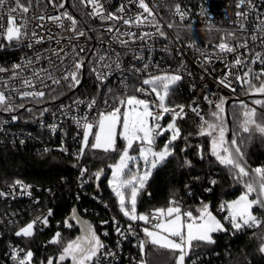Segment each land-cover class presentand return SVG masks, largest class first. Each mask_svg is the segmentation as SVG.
I'll return each instance as SVG.
<instances>
[{
	"label": "snow or ice",
	"instance_id": "6c2138e0",
	"mask_svg": "<svg viewBox=\"0 0 264 264\" xmlns=\"http://www.w3.org/2000/svg\"><path fill=\"white\" fill-rule=\"evenodd\" d=\"M136 3L142 11L125 18L122 15L125 12L124 6H121L115 13H106L101 0H80V4L91 7L92 11L89 15L93 18L98 17L101 21H119L129 28H141L142 26L155 28V33L141 32L137 35V33L130 31L121 33L118 28L109 26L107 31L114 33L112 36L113 42H118L125 47L129 41L121 37L143 41L154 34L161 37L166 35L146 0H136ZM48 4H51L57 10L65 7L64 0H61L59 4L55 0H48ZM32 7V0H27V3H24L23 0H0V39L5 40L9 45L12 43L20 44L25 39H29L30 42L27 46L30 48L33 43H42L45 39L44 36L39 35L35 28L29 31V26L33 20L38 21L36 28H44L45 25L42 22L47 20L56 27L72 33V36L67 38L70 50L66 47L53 48L46 55L38 53L34 59H28L23 64L12 66L13 79L21 77L22 72L31 70V76L21 79L22 87L30 90H14L21 99H42L46 95L44 89L55 91L52 86L60 85L62 82H66L68 87L79 86L86 65V58L81 53H85L87 49L71 43L74 39L79 40L80 37L86 36L85 31L77 29L78 20L67 11L58 12L56 15L40 14L37 16L33 13L29 16ZM236 7L237 9L242 7L248 9V11L236 12L239 29L244 33L248 28L246 22L249 15L251 12L256 11V7L253 0H238ZM175 13L181 19L184 18L185 13L181 11L179 5L175 6ZM208 14L211 15L210 12ZM65 21L69 22L67 26ZM172 26L171 24L168 25L169 28ZM229 38L240 42L233 45L228 42ZM250 38L253 42L259 39L264 44V15L256 16L255 29ZM48 39L51 40L53 37L50 35ZM57 44H60L59 40H57ZM248 47V39L237 37L235 32H229L227 37L222 38L217 45L220 53H234L237 48L246 49ZM94 56L95 59L91 61L93 67L90 71L101 82L108 78L113 69L122 70L121 54L119 52L113 50L101 54L97 50ZM41 59L47 60L48 67H35ZM133 59L141 60L143 57L135 55ZM257 60L264 63V57L260 53L254 54L251 63L254 64ZM244 63L245 61L241 56H236L233 67L241 66ZM147 69L148 64H144L143 69L133 68V71L139 73ZM5 71H8V69L0 67V73ZM228 74L232 75L231 71ZM262 76H264V71L260 74H254L249 68L243 75H236L235 79L242 85L247 86V92L264 95V81L259 86L253 82L254 80L259 81ZM182 79L183 77L179 73L162 72L149 75L142 80V86L133 89L132 94H128V86L125 84V91L119 95H113L111 104L108 100H105L104 110L98 111L95 117L90 119L87 114L82 117H73L76 125L82 129L81 147L77 153V159L82 157L85 150L89 148L94 151H102L105 154L117 152V162L108 165L111 169L108 184L117 199L119 211L131 222L141 221L145 225H150L142 228L145 239L140 240L138 244L141 255L138 264H149L145 258L146 247L149 244L154 249L170 253L169 259L172 264H186V259L190 257L194 243L214 244L216 241L213 239V234L228 231L225 224L210 210L211 205L203 201H201L200 207L196 209L195 214L190 209L182 208L174 198L169 201L166 208H157L150 213H138L137 211L139 197L153 171L174 155L172 145L180 137L177 120L183 119L186 114L184 113V105L170 106L168 98L173 87ZM220 83L225 87H231V83L227 81L226 77L221 79ZM37 85H39V88ZM109 92L111 93L112 90L109 89ZM136 93L153 96L154 99L140 98ZM76 103L84 102L78 101ZM209 103L213 102L209 101ZM253 103L264 108V100H255ZM96 104V99L93 98L87 103V109L91 111L96 107ZM225 104V98L221 97L219 102L215 103L216 110L210 114V120L200 115L198 107L192 108V111L200 117L201 123L199 124L198 135L210 138V155L215 158L219 165L228 169L233 180L244 189L238 198L225 201L220 205L221 210L227 213L224 216V221L231 226L234 232H238L244 228H258L264 223V219L258 218L254 214V209H264V165L252 168L247 164L245 153L241 148L243 141L240 139V134L233 131L232 138H228L229 129L224 117ZM16 107L12 96L0 91V109L10 112L16 110ZM19 107L22 108L23 104H20ZM239 107L241 108L240 132L249 135L255 132L264 136V112L258 114L257 108L249 107L242 101ZM28 110L31 111V109ZM166 114H171V120L166 126H163L160 121L164 119ZM13 119L15 120L16 117H13ZM51 127L55 131L56 125ZM165 133L170 135L163 147L157 150V140ZM118 138L124 141L122 150L117 148ZM134 146L137 155L130 154L134 150ZM61 151H67V149L61 148ZM199 154L203 159L202 149ZM141 161L143 162L142 165L140 164ZM184 164L191 166V162L188 160H185ZM86 171L87 169H82L81 177ZM102 172L103 170H99L94 173L97 180ZM210 183L214 186L217 181L212 180ZM16 184L24 191L29 188L20 181H16ZM205 191L211 192V188L205 189ZM253 193H256V196L251 198ZM2 195L4 193L0 192V196ZM51 215V210H49L47 216L38 217L37 220L27 223L16 231L15 235L24 238L33 237L36 224L40 222L47 226L48 216ZM71 219L76 220V223L81 225L82 234L63 243L57 258L58 264H64L65 261H70V264H99L102 254L104 256L113 255L111 252L102 253L105 248L104 243L90 223L80 220L75 213V209ZM65 225L69 228L72 227L67 221ZM127 230L129 232L134 231L131 223L128 225ZM116 231L120 235L124 234L119 227ZM104 234L107 235L106 232ZM49 243L61 244V234L59 232L54 234ZM260 251L264 253V244L261 245ZM21 252H24V250L13 248L12 259L15 264H31L33 252L28 250L22 256ZM47 264H54L53 258H48ZM192 264H195V261Z\"/></svg>",
	"mask_w": 264,
	"mask_h": 264
},
{
	"label": "built area",
	"instance_id": "2783aa9c",
	"mask_svg": "<svg viewBox=\"0 0 264 264\" xmlns=\"http://www.w3.org/2000/svg\"><path fill=\"white\" fill-rule=\"evenodd\" d=\"M23 2L27 3V0H23ZM55 2L59 4L61 0H55ZM66 2L68 4V0H64V8L57 10L51 4H48V0H39V2L32 0V11L28 15L31 16L33 13L37 16L40 14L56 15L58 12L67 11L78 20L77 29L85 31L86 36L80 37L79 40L74 39L71 43L87 49L85 53H81L86 58L81 83L79 86L68 87L66 82H62L60 85L52 86L55 91L44 89L46 95L42 99H21L14 90H30L22 87L21 79L31 76V70L22 72L21 77L13 79L12 66L23 64L28 59H34L38 53L46 55L53 48L66 47L70 50L67 38L72 36V33L56 27L47 20L42 22L45 25L44 28H36L38 21L33 20L29 26V31L35 28L39 35L44 36L45 39L42 43H33L30 48L27 46L30 42L29 39H25L20 44L12 43L11 45L0 39V67L8 69V71L0 73V91H4L6 95H11L14 105L17 106L16 110L10 112L0 109V144H9L21 148L25 146L32 147L40 151L67 149V151L62 152L69 153L73 159L72 165L75 169L73 178L77 187L83 186L88 180V176L85 172L81 177V171L84 168L81 166L82 157L77 159V153L81 147L82 129L76 125L73 117H82L85 114L90 119L95 117L98 111L104 110L105 100H108L111 104L113 95H119L125 91V84L128 86L127 92H129L132 87L142 86V80L149 75L162 72L179 73L186 82L189 95L187 101L179 105L185 106V116L198 127L201 123L200 117L192 111V108L198 107L200 115L206 119V112L214 108L215 103L219 102L221 97L225 99L227 97L242 98L243 103L256 106L237 91L247 86L237 81L235 76L243 75L249 68L254 74H260L264 71V63L261 61L257 60L256 63H251L255 53H260L264 57V44L259 39L253 42L250 38L255 29L256 16L264 15V0H253L256 11L250 13L246 22L248 28L244 33L239 29L236 12L248 11V9L247 7L237 9L238 0H146L166 35L161 37L154 34L143 41L121 37L129 41L126 47L118 42H113L112 36L114 33L107 31L109 26L118 28L121 33L130 31L137 33V35L141 32L155 33V28L151 26L129 28L119 21H101L98 17H91L89 15L92 11L91 7L80 4V0H77L80 14L76 16L71 12L69 4L68 8L66 7ZM101 3L104 5L106 13H115L121 6H124L125 12L122 15L125 18L142 11L139 9L136 0H101ZM176 5H179L181 11L185 13L183 19L175 13ZM209 12L211 13L210 16ZM68 23V21H65L66 26ZM169 24L173 26L169 28ZM229 32H235L237 37L247 38L249 47L246 49L237 48L234 53H220L217 45L222 38L227 37ZM50 35L53 37L51 40L48 39ZM57 40L60 41L59 45ZM228 42L235 45L240 41L229 38ZM97 50L101 54L113 50L121 54L122 70L113 69L112 73L103 82L98 80L90 71L93 67L91 61L95 59L94 53ZM135 55H140L143 59L135 60L133 59ZM236 56H241L245 63L233 67ZM144 64H148L146 71L139 73L133 71V68L143 69ZM41 66L48 67L46 59H41L39 64L35 65L37 68ZM229 71L232 75L228 74ZM225 77L231 83V87H225L220 83L221 79ZM48 83L50 84V81ZM37 87L39 88V85ZM109 89L112 90L111 93ZM136 94L140 98L154 99L153 96ZM93 98L96 99L97 104L89 111L86 105ZM78 101L84 103L77 104ZM209 101L213 103L210 104ZM37 102L40 104H36ZM20 104H23L22 108L19 107ZM39 108L41 110L35 114H31V111L28 110ZM13 117H16V119L14 120ZM170 120L171 114H166L160 123L166 126ZM180 120H177V125ZM52 125H56L55 131H53ZM189 144L192 148L204 146V142L200 140ZM24 185L29 186L27 191L22 190L16 183L6 188H0V192L4 193L0 196V204L5 203V205L10 206L11 202L18 201L19 203L28 200L36 204L39 201V197L36 196L37 192L33 190V186ZM107 186L111 191L108 181ZM221 204L217 205L216 210L226 216V211H222L220 208ZM25 206H17L14 210H10L7 215L0 216V231L6 230L7 227L10 229L3 241V248L0 252L2 264H15L12 259L13 248L23 249L24 252L28 251L16 241L15 233L21 227L37 220L38 217L47 216L48 211L51 210L52 215L48 216V225L45 226L38 222L35 230L44 231L50 227L53 218V210L50 205L35 207L28 210L27 213L25 211L29 208L28 203ZM157 208L144 213H150ZM24 216H27V218L23 222L18 221L19 217ZM130 223L134 229L133 232L127 230ZM12 225L13 227L10 228ZM112 226V233L107 229H103L102 233L106 232L107 235L104 234L106 238L101 240L105 245L102 253L111 252L113 255L104 256L102 254L99 264H138L141 259L138 244L140 240L144 239L142 228L150 225H145L141 221L115 220ZM117 227L121 229L123 235L117 233ZM0 236H2L1 233ZM24 252L20 253L21 256ZM67 262L70 264V261Z\"/></svg>",
	"mask_w": 264,
	"mask_h": 264
},
{
	"label": "trees",
	"instance_id": "16d2710c",
	"mask_svg": "<svg viewBox=\"0 0 264 264\" xmlns=\"http://www.w3.org/2000/svg\"><path fill=\"white\" fill-rule=\"evenodd\" d=\"M68 4L71 12L78 16L80 9L77 0H68ZM261 79L254 83L259 86ZM133 89L132 87L128 94H132ZM237 91L242 96L249 94L247 87ZM188 97L186 82L182 79L173 87L168 103L170 105L183 104ZM215 110V107L209 109L206 112V119L210 120V114ZM257 112L259 114L264 111L258 110ZM230 114L233 131L240 134V139L243 141L241 148L245 153L246 162L252 168L264 165V136L255 132L251 135L240 132L241 108L239 104H230ZM257 118L259 119V116ZM177 126L180 129V137L173 142L174 155L153 171L139 197L138 213H144L157 207H167L173 198L183 208L192 210L194 214L200 207L201 201L209 203L210 210L220 217L228 231L213 234V239L216 241L214 244L194 243L186 264H192L193 261L195 264H264V253L260 251L261 245L264 244V223L258 228H244L234 232L224 221L223 213L216 210L219 203L236 198L244 191L243 187L233 180L228 169L219 165L210 155V140L207 136L198 135V126L186 116ZM168 134L165 133L158 138L157 148L166 141ZM199 140L204 142L203 147L192 148L190 146V142L195 143ZM121 145L122 140L118 138L117 148L120 149ZM201 149L203 159L199 154ZM117 156V152L105 154L102 151L86 149L82 156L81 166L87 169L88 180L83 186L77 187L73 178L75 172L72 165L73 159L69 153L0 144V188H6L20 181L33 186V190L37 192L36 196L39 197L36 204H33L31 200L11 202L10 206L5 203L0 204V216L7 215L17 206H27V203L29 208L25 211L26 213L35 207L46 205H50L53 210L49 228L44 231L35 230L31 238L15 236L16 241L24 249L33 252L32 264H47L48 258H53L54 264H58L57 258L63 243L75 239L79 234V226L74 219H71L74 209L80 219L94 227L100 239L106 238L102 233L103 229L112 233L115 220L128 221L120 213L117 199L107 186L110 170L108 165ZM185 160L190 161L191 166L185 165ZM100 169H103L104 174L97 186L94 173ZM212 180L217 181L214 186L210 183ZM204 188H211V192L205 191ZM254 211L259 218L264 219V212L261 209L256 208ZM25 218L27 216L19 217L18 221L23 222ZM66 221L72 227H66ZM5 229L0 231L2 235L0 236V252L3 248V241L10 230L8 227ZM57 232L61 234L62 243H49ZM0 264H2L1 259ZM64 264L68 262L65 261Z\"/></svg>",
	"mask_w": 264,
	"mask_h": 264
},
{
	"label": "water",
	"instance_id": "95a60500",
	"mask_svg": "<svg viewBox=\"0 0 264 264\" xmlns=\"http://www.w3.org/2000/svg\"><path fill=\"white\" fill-rule=\"evenodd\" d=\"M66 7L68 8L67 2H66ZM244 98L247 99V100H249V101L254 102L255 100H264V95H262V94L249 93ZM225 100H226V104H225V114H224V117H225V120H226V123H227V127L229 129V131L227 133V136H228L229 139H231L232 138V134H233V128H232V123H231L230 104L231 103L240 104L241 101L243 102V99L242 98H238V97H227ZM256 106H258V105H256ZM100 170H103V169H100ZM103 174L104 173L102 172V175L99 177L98 180L95 178V182H96V185L97 186H98L99 182L103 179ZM255 196H256V193H253V198ZM261 210H262V212H264V209H261ZM75 213H76V211H75ZM72 215H73V212L71 213V216ZM76 215H77V213H76ZM80 220L84 221L83 219H80ZM75 222H76V220H75ZM77 225L79 226V234H78V236H79V235L82 234L81 233V225H79V224H77ZM144 239H145V237H144ZM148 247H149V245H147L146 248H148Z\"/></svg>",
	"mask_w": 264,
	"mask_h": 264
},
{
	"label": "rangeland",
	"instance_id": "374dc122",
	"mask_svg": "<svg viewBox=\"0 0 264 264\" xmlns=\"http://www.w3.org/2000/svg\"><path fill=\"white\" fill-rule=\"evenodd\" d=\"M262 81H264V78H262L261 79V82ZM36 104H40L39 102H37ZM248 104V103H247ZM248 106L249 107H255V108H257V111L258 110H260V111H264V108H261L260 106H253V105H251V104H248ZM41 110V108H39V109H33V110H31V114H35V113H38V111H40ZM169 135L170 134H168V136H167V139H168V137H169ZM166 139V140H167ZM208 139L210 140V138L208 137ZM166 142V141H165ZM164 142V143H165ZM164 143H161L160 144V146L157 148V150L158 149H160V148H162L163 147V145H164ZM123 147H124V141L122 140V145L120 146V150H122L123 149ZM130 154H132V155H137L138 153L135 151V146H134V150L130 153ZM117 160H118V156L112 161V162H110L109 163V165L110 164H113V163H115V162H117ZM140 164L142 165L143 164V162L141 161L140 162ZM111 177V169L109 170V177L108 178H110ZM242 193V192H241ZM240 193V194H241ZM239 194V195H240ZM238 195V196H239ZM238 196L236 197V198H238ZM236 198H234V199H236ZM234 199H232V200H234ZM231 201V200H230ZM213 214L214 215H216L217 216V218L218 219H220V217L217 215V214H215L214 212H213ZM254 214L258 217V215L255 213V211H254ZM259 218V217H258ZM221 220V219H220ZM223 223V222H222ZM26 225V224H25ZM24 225V226H25ZM169 256H170V253H168V252H163V251H158V252H156L155 254H151L150 255V257H149V261H151V263L152 264H168L171 260L169 259Z\"/></svg>",
	"mask_w": 264,
	"mask_h": 264
},
{
	"label": "crops",
	"instance_id": "0c3cea01",
	"mask_svg": "<svg viewBox=\"0 0 264 264\" xmlns=\"http://www.w3.org/2000/svg\"><path fill=\"white\" fill-rule=\"evenodd\" d=\"M158 251H161V250L154 249L150 244H149V247L146 248L145 258L148 260L149 264H152L151 261H149L150 255L155 254ZM163 252H165V251H163ZM168 264H172V261H170Z\"/></svg>",
	"mask_w": 264,
	"mask_h": 264
}]
</instances>
